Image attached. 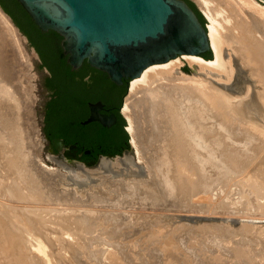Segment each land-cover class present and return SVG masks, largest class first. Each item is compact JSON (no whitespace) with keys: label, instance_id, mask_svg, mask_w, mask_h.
<instances>
[{"label":"bare ground","instance_id":"1","mask_svg":"<svg viewBox=\"0 0 264 264\" xmlns=\"http://www.w3.org/2000/svg\"><path fill=\"white\" fill-rule=\"evenodd\" d=\"M197 2L205 12V17L209 19V24L207 23V32L209 35L211 47L213 49V57L211 58V60L205 61L202 57L184 54L185 56H178L164 63L152 64L146 67L139 76L131 80L126 94L127 97H125L123 101L122 111L127 120L126 127L131 135L130 141L135 148L137 159L140 161L143 158L142 152L145 155L148 153L146 157H148L150 169L154 173L156 180H158L157 183H159L163 195L167 198V200H169V202L171 201L170 204L168 203L169 205L162 204L164 209H171L170 207L173 206L186 208L188 206L187 203H185V199L188 198V195L193 193L195 194L196 192L198 193L201 188L213 189V182L209 181V183L207 182L202 184V181L200 180L201 177L197 182H191L188 181L187 178L185 179L182 173L179 172V169L182 165L184 166L188 164L192 168V170L196 172L200 171L199 162L204 164L206 163L205 165L209 164L211 165V167L217 165L218 163H221V161H223V163L224 161H226L229 164L239 163L241 165L244 164V162H248V160H250L251 158V154L254 152L251 149L252 146L249 144V141H243L246 140L244 137H247V134H245L246 136L242 135V131L244 130L243 128L242 131H240V129L234 128L230 123L228 124L226 122L230 119V117H228V114L226 115L228 117L226 121L225 116L223 119L224 122H222V119H220L221 114H226L223 113L226 109L230 111L228 107L232 106L230 108H234L233 104L230 105V103L233 102V99L236 96L233 97V99H230V101L232 100L230 102L228 101L229 96H227L229 93L227 94V92H225L227 94L226 95L221 92L222 90H218L219 87H217V89L213 86V84L211 85L206 80L208 77H206L205 79L196 75H187L184 73L178 74V72H181L180 67L183 63L184 58L189 61L190 66L193 68L195 73H197L198 71H204L209 74V71L213 70L219 73L221 75L220 77L225 76L227 79L233 78L236 75L234 71L235 66L239 68V62H241L242 64V61H245V59L247 62L248 60H251L252 64L256 63V65L258 64L260 67H263L264 37H262L263 39H260L259 37L257 38L250 34V36L245 34L246 38H242L243 42L240 39L232 40L235 41L236 45L233 44L234 42L231 43V46H233V48L231 49V46H229L230 44H228L231 34L229 35L228 33L229 36H227L223 32V28H226L225 25L230 24L229 22H231L232 19L230 18V13L231 11H234L235 13L232 12L234 15H232L231 13L233 17L236 16L237 18L236 12L238 13V17L242 15V18H240V20L238 18H234L237 21L239 20V24L241 25L242 30L244 29L247 31H254L253 29H258L263 31L262 33L264 35V5H262L257 0H197ZM246 13L249 14L251 18L250 20L246 19ZM239 24L236 26H239ZM237 28L240 29L239 27ZM0 30L10 38L16 50V53L22 59H25L24 62L29 67V65L31 64L32 55L31 53H27L24 50L25 48H23L26 38L19 31L8 14L1 8V6ZM258 30H255L254 32ZM261 31L260 34H262ZM235 36L237 37V35ZM1 47L3 48V44L0 40V48ZM239 51L243 54H237V56H235V54L239 53ZM242 55L245 57V59L241 61ZM241 67L244 68L245 66L241 65ZM250 67H248L247 64V68H249L251 71H258L255 68L252 70V68ZM242 68H239L240 70H238V73L243 72L241 71ZM260 70L263 75L261 77L262 80V78L264 77V68ZM246 73L247 71L245 72V74ZM251 73H248L249 75L247 76H252L253 74ZM257 75L258 74L253 76L259 78V75ZM11 80L12 79H10V76L7 73V68L5 67L3 61H0V98L2 97V100L4 101L9 100V102L7 101L8 107H5L6 109L0 105L1 114L5 116L4 125L2 126V130H0V213H5V217L0 214V264L136 263L132 254V249L130 251L129 242L131 240L129 238L130 236H128L130 231H127V228H129L132 224H135L133 223V221H135V218L133 216V212L131 213L128 209L130 207H139L146 203L142 202V199L138 200L134 197L132 192H135V186H130L131 184L126 185L128 190L126 193H121L122 188H120V186L116 189V192L118 189H121L120 193L122 195H119V197L116 196L114 198L104 200L107 198H104L99 194L95 195L96 197L93 196V198H96L93 201L96 205H99L100 203H105L106 205L107 202L108 204H111L113 208H116V211H121L123 207H127L126 211L124 209L121 212L113 211L107 213L106 216L100 215L102 213L100 211L101 213L95 216L97 212L96 210L98 209H96L95 212L91 211L93 208L89 211V209H86L84 207L86 211L81 210V212L77 207V211H80L81 213L77 212L79 214H77V217L76 215L73 216L74 219H72V221H70L71 219H69V217H67V219L64 217L65 220H67L66 223L68 222V224H66V227L63 223L61 228L52 225V223H49L46 227L45 225L47 223H44L45 225L43 224V226H45L46 228L43 227L42 232L39 231L40 228L38 227L39 230L36 231L38 232V234L41 232V234H39L41 235L40 237L34 236L35 234H37L36 231L35 234L30 233L28 231L30 229H24V226L21 225L23 226L22 229L28 231V233L25 232L24 234H28L29 237L24 235V238L22 236V233L20 232L21 230H19V227H21L20 219L19 217H17L20 211L19 213L18 211L16 212L18 213V215L16 214V216H14L15 218H13V216L11 218L9 215L8 216L10 219H8V216L6 217L8 213L10 214V212H12V207L14 206L12 205V201L14 200H18L19 202L24 203V200H33L34 202V200L38 201L39 199H42V197L51 199V197L57 193L55 192V183L57 181L56 178L61 175L57 174L59 173L58 171L54 172L55 169L53 170V173L50 172L52 171L51 169L50 171L47 169L49 171L48 172L46 168L43 167V160L38 155V153L35 150H29L31 144L37 143V141L41 139L40 130L39 127H37L34 116V98L30 93H26V91L24 93V101L21 103L20 99L18 98V94L14 91L15 88H13V86L11 85ZM254 80L256 82V80L258 79L256 78ZM244 81L245 83L242 93H244L245 95L242 97H240L239 95L240 98H237L242 100L244 106L242 102V104H238L240 103V101L238 100L237 103V99H235L234 103L239 105L238 107L240 109L238 107L235 108L239 112H237L236 110V113L234 110V112L230 111L231 113L229 112V114L235 113L236 116L233 115L234 119L237 116L243 118L241 119V122L239 121L240 127L246 126L245 128L247 130L253 131L257 136L263 137L262 139L264 140V96L262 98V94L264 93V91L262 90L264 89V87L263 89L261 87L264 85H260V89H262L260 90L262 91V94L260 95L259 90L257 91V89L259 88V85L257 86V84L261 81H258L257 84H255L258 87L257 88L255 86V90L258 93L255 92L254 89V91L249 90V85L247 84H250L251 86L253 81L252 83H247L249 82V80H247L245 76ZM252 86L250 89L254 88ZM222 93L224 95H222ZM231 97L232 96L230 95V98ZM3 103L4 102L2 101V104ZM228 103L229 106H227ZM7 105L5 104V106ZM138 106L140 108V111L136 112L137 110L135 109ZM142 110L144 111L143 113H147V118L149 120V127L147 126V134H143V125L141 123L146 122L143 121L146 117L142 118L143 120L141 122L140 119L138 121V118H140V112ZM221 110H223V112ZM242 110L244 111L242 112ZM244 112L247 114H245ZM242 113H244L245 116ZM245 117L247 120L245 119ZM23 125H25L26 127H22ZM238 133H240V136H243L240 138H243V142L239 141L240 139L235 138V136L238 137L236 135ZM261 137L259 138L261 139ZM262 139L261 142H264L262 141ZM150 144H153L155 146L154 150L153 148H150ZM251 144L254 143L252 142ZM34 145H32V147ZM254 147L256 146L254 145ZM200 150H204L207 156H200ZM204 152L203 154H205ZM113 159H110V161H112ZM112 164L113 167L117 168L120 165L119 159L116 157V161ZM170 169L172 170L171 174L169 172ZM206 172H208L207 169ZM210 173L208 172V174ZM254 179L255 178H253V182ZM202 180L206 182V180ZM246 180L248 181L249 179ZM239 181L242 182V179ZM241 182H239V186L241 185ZM246 184H248V182H246ZM255 184L256 179L254 185ZM251 187H253V185ZM251 187L248 185H246L245 187L244 185V187L240 191V194L242 195L241 197L246 198V204H248L249 206V211L252 212L261 204H258V197L256 195L257 192L255 193V191ZM62 196H64L65 201L69 200L67 201V203L70 202L69 204L65 202V204L67 205L87 206L84 205V203H86L87 201L83 202V200H81L80 198H77L78 201L80 199V201H82L83 203L79 202V204L77 202V204H75L77 199H75V203H73L71 202L73 200L69 195ZM178 197L180 198L178 199ZM181 198L182 201L180 202ZM151 204L155 205L153 201H151ZM158 204L161 203H157V205ZM196 205L197 204H195V206ZM81 206L80 208H82ZM25 209H27L26 206ZM71 209H69L68 207V210ZM73 209H75V207ZM13 210L15 211L16 209ZM67 212L68 215L71 214L69 211ZM75 213L72 212V214ZM22 215L20 214V217ZM49 221L51 222V220ZM72 225L75 227H73ZM80 225H82V227ZM136 229L137 228H135L134 230ZM79 230H83L84 232L81 233V231ZM78 241H84L85 244L87 243V246L91 251L88 253V257L84 256L85 253L82 251V249H80L82 248V245L79 244ZM85 247H83V249ZM85 249L87 251L89 250L88 248ZM64 250H77L76 253L78 255L74 253L69 255V251L68 255L72 257L70 258L68 257L66 252V254L63 252Z\"/></svg>","mask_w":264,"mask_h":264},{"label":"rangeland","instance_id":"2","mask_svg":"<svg viewBox=\"0 0 264 264\" xmlns=\"http://www.w3.org/2000/svg\"><path fill=\"white\" fill-rule=\"evenodd\" d=\"M191 1L194 3L198 11L202 14L203 22L204 23L206 22L209 24V19L206 18L207 19L206 20L204 18L205 12L201 8L197 0H191ZM257 1H259L262 5H264V2L262 0H257ZM232 12L235 13L234 11H231V13ZM231 13H230V18H232L231 22H229L230 24L225 25L226 28L228 27L229 28L228 29H226L225 27L223 28V32L227 36L231 34L229 42H228V44H230L229 46H231L232 45L231 43L233 42H234L233 44H235V41H232V40L240 39L243 42V39L246 38V35L248 36L252 35L254 37H257V38L259 37L260 39H263L262 37H264V35L262 33L263 31L261 30L253 29L254 31L258 30L254 32V31H247L243 29L244 30L243 31L241 28V25L239 24V20L240 18H242V15L238 17V13L236 12L237 18L239 19L237 21L235 20L237 19L236 16L233 17L232 15L234 14L232 13L231 15ZM245 16H246V19L248 20L251 19L249 14L246 13ZM238 24L239 26H236ZM235 26H236V29H235ZM237 27H239L240 29H238ZM260 31L262 34H260ZM258 32H259V35H258ZM235 35H237V37ZM0 40L2 41V44H3V48L2 47L0 48V61H3L5 67L7 68V73L10 76V79H12L11 85L13 86V88H15L14 91L18 94V98L20 99V102L22 103L24 101V93L26 91H27L26 93L28 94L30 93L31 96L34 98V103H33V109L35 111L34 116H35L37 127H39L40 129V138H41V134L43 133L42 128H43V120H44L43 119L44 113H42L41 110L44 109L45 102L48 97V92L45 89V78L49 75L48 71L46 67H40L41 66L40 56L39 54L37 56L33 53L34 48L29 42V39L24 41V46H23V48H25L24 50L29 54L31 53L32 55L31 64L29 65V67L24 62L25 59H22L16 53V50L10 38L1 30H0ZM230 48L232 49L233 46H231ZM237 54L239 55L243 53L239 51V53H236L235 56H237ZM210 56H211V53H210ZM242 56H241L242 58L241 61L245 59V57L244 56L242 57ZM237 60H238V57H237ZM239 60H240V56H239ZM246 62H247L246 59L245 61L244 60L242 61V64L241 62H239L240 64L239 68H242L241 65L245 66L241 70L244 72V74L243 72L238 73V70L240 69L235 66L234 71L236 75L234 74L235 75L233 77L234 79L233 78L227 79L225 76L220 77L221 75L213 70H212L213 72L209 71V74L204 71H201V72L198 71L197 73L195 72L192 73L190 72V69H189V65H190L189 61L184 58L183 63L180 67L181 72H178V74L184 73L187 75H196L201 78L203 77L205 79L206 77H208L206 80L211 85L213 84V86L216 88L219 87V89L217 88L219 91L222 90L221 92H223L224 94H226L225 92H227V94L229 93L232 96L230 98V95L226 94L227 96H229L228 101H230V99H233V97L236 96L233 99V102H231L232 100L230 101L231 103L229 102L230 105L233 104V107L235 108V107H238L239 105L235 104L234 100L245 95L244 93H242L244 83H245L244 76L246 77L247 80H249V82L247 83H252V81L254 83L255 82L254 79L256 78L258 79L256 80L254 84L252 83L253 86L252 85L251 86L254 87L252 89H250L251 88L250 84H247L249 85L250 91L255 90V86H256L255 84H257L258 81L259 82L261 81V82L257 84V86L259 85V88L256 86L258 88V89L256 88L257 91L259 90L260 95L262 94L261 92L264 91L263 89L264 86H261L263 90L260 89L261 88L260 85L262 84L264 85V83H262L264 82L262 81L264 80L263 79L264 77L261 80V77L263 75L260 72L261 71L260 69L264 68V66L263 67L261 66L262 67L261 68L258 64L257 66L256 63L252 64L251 60H248L247 63ZM247 64H248V67L251 66L250 68H252V70L255 68L258 71H255V70L251 71L249 68H247ZM246 71L247 73L245 74ZM250 71L253 73H251ZM254 71H255V74H254ZM248 73L249 74L251 73L253 75L258 74L259 78L253 75L252 76L250 75L251 77L247 76L249 75ZM247 77L248 78L250 77V78L248 79ZM22 87L24 88V90ZM257 91L255 90V92ZM223 93L222 95H224ZM126 94L127 93L125 91V94L122 98L123 101L125 97H127ZM263 96H264V93L262 94V98ZM222 97H225V96H222ZM0 99H1L0 105L4 108L8 107L7 104L9 100H5L6 102L8 101L6 103L4 100H2V97ZM238 100L240 101V103H238ZM2 101L7 106H5L4 103L2 104ZM241 102L242 100L237 99L238 104L243 103ZM229 103L227 104V106H229ZM243 106H244V103H243ZM230 107L228 108L231 112H234V110L236 112L237 110L236 108L235 109L232 108L233 109L232 111ZM135 110H137L136 112L140 111L139 106ZM221 111L223 112V110ZM227 111L228 110L226 109L225 112H223L224 114L226 113L225 115H222V114L220 115V119H222V122H224L223 121L224 116H225V121L228 119V117H230L229 120L232 123L228 120L226 121L228 124L230 123L234 128L240 129V131H242V128L245 130L246 126L240 127V122H241V119L243 118H240V116H237L238 118L236 117L237 119L236 118L234 119L233 115L236 116V114L235 113L229 114L230 111H228V113ZM243 111L244 110H242V112ZM141 112L143 113L144 111L142 110ZM141 112L139 115L140 118H138V121L140 119V122L143 120L142 118L144 117L147 118V113L146 112L143 113L144 115L143 116ZM237 112L239 111L237 110ZM244 113L242 114L245 116V114L247 113L245 114ZM0 114H1V111H0ZM227 114L229 115L228 117L226 116ZM4 118L5 116L1 114L0 115V130H2V126L4 125ZM123 118L125 122L126 117L123 116ZM146 118H144L143 120L146 122L144 123L141 122L144 127V129L142 127L143 134L144 133L147 134L148 132L147 129L149 127L148 126L149 120L148 118L147 119ZM231 118L233 119V121ZM125 125L127 124L125 123ZM22 127H26V126L23 125ZM125 128L127 127L125 126ZM244 130L242 131V135L246 136L245 134H247V137H244L246 140H243V141L246 142L248 140L249 144L252 146L251 149L254 151L252 153L253 155L251 154L250 160H248L249 163L244 162V164L240 165L239 163L229 164L226 161H224V163L223 161H221V163H218L217 165L211 167V165L209 164L205 165L206 163L204 164V163L199 162L200 164L199 172L193 171L192 168L188 164L184 166L182 165L181 168L179 169V172H181L183 177L185 179L187 178L188 181L197 182L199 178L201 177L200 180L202 181L201 182L202 184L207 183V182L209 183L210 181V182H213L214 185H213V189H206V188L202 189L201 188V190H199L198 193L196 192L195 194L193 193V194L188 195L187 196L188 198L185 199V203H187V206L189 208L173 206V207H170L171 209H164L162 206V204H168V203L170 204L171 201L169 202V200H167V198L163 195L162 189L160 188L159 183H157L158 180H156L154 173L150 169V164L148 162L149 160H148V157H146V155H148L147 152H146L147 153L146 155L142 152L143 158L140 161L138 160L139 164H135L129 159L124 158L120 160V165L116 168V167H113V164H112L116 161V157H114V159L112 158L113 159L112 161L110 160L107 161L106 159L97 160L96 162L90 165H86L85 167L82 168L74 164L63 162V160L59 158L58 154H55L53 150L50 151V149L52 148L50 142L41 138L39 141H37V143L31 144L29 150L30 151L35 150L38 153V155L43 160V163H44L43 167H45L46 170L48 169L50 171L51 169L52 171L50 172L53 173V170L55 169L54 172L58 171L59 173L57 174L59 175L61 174L59 177L56 178L57 181L55 183V192L57 193L53 195L51 199L49 198L46 199L42 197V199H39L38 201L34 200V202L33 200H29L30 202L27 200H24V203H23V202H19L18 200L17 201L14 200L12 201V205L14 206L12 207V212H10L11 215L8 213L6 217L9 215L11 218L12 216L13 218H15L14 216H16V214L18 215L20 211L19 215L17 216L20 219V226L23 225L24 229L25 228H27V230L30 229L28 231L34 234L36 230L37 231L39 230V228H40L39 231L42 232L43 227L46 228L49 223H52V225L58 228H61L62 223H63L66 227V224H68V222L66 223L67 220H65V218L67 219V217H69V219H71L70 221H72V219H74L73 216L76 215L77 217V214L81 213L82 211H86V209H89V211L92 208L93 209L91 211H95L96 209H98L99 211L98 210H96L97 212L95 211L96 212L95 216H97V214L101 212L102 213L100 215L102 216H106L107 213L109 212H113V211L115 212L116 208H113V206L111 204H108L107 202H106V205L105 203H100L99 205L94 204L93 201L94 199H96L95 195L99 194L100 196L107 198L104 200H108L109 198H114L116 196L119 197V195L121 196L123 193H126L128 191L126 185L131 184L130 186H135L134 187L135 192H132L134 197L138 200L142 199L143 200L142 202L146 203L142 206H139V207L137 206L135 208L128 207L129 208L128 210L131 213L133 212V216L135 218V221H133V223L135 224H132L129 228H127V231H130L128 236H130L129 238L131 240L130 241L131 243L129 242L130 251L132 249V254L136 262L134 264H264V145H263L264 142H261V139L263 137L257 136L253 131H249L247 129H246L247 131L245 130L246 132L245 133ZM127 131H126V134L129 140L131 139V137H129ZM236 135L238 136V137L235 136V138L237 139H240L241 137H243L242 135L240 136V133ZM259 137H261V139ZM242 139H240L239 141L243 142ZM262 141L264 140L262 139ZM252 142L254 144H251ZM258 142H261L262 144ZM32 145L34 146L32 147ZM254 145L256 147H254ZM149 146L150 148H153L154 150L155 146L153 144H150ZM127 150H129V147H127ZM200 151H201L200 156L201 155L202 157L207 156L204 150H200ZM202 151L205 154H203ZM62 157L64 158V156ZM171 169H172V163H171ZM171 169L169 170L170 174L172 172ZM206 169L209 173L210 172L211 173L208 174V172H206ZM250 177L252 178V180ZM243 178H244V181H243ZM253 178L256 179L255 185H254L255 179L253 182ZM202 179L206 180V182L203 181ZM241 179L243 183L239 181ZM246 179H249V180L247 181ZM239 182H241V185H242V186L240 185L241 187L239 186ZM246 182H248V184H246ZM244 185L245 187L246 185L250 187L253 185V187L251 188L255 191V193L257 192L256 195L258 197L257 198L258 204L262 205V206L260 205L258 208L256 207L257 209L255 208L254 211L252 212L249 211V206L248 204H246L247 202L245 200L246 198L241 197L242 195L240 194V191L244 187ZM119 186L120 188H122V192H121L122 194L120 193L121 189H118L119 191L117 190L116 192V189L119 188ZM62 195H69L71 199L73 200L71 201L73 203H75V199L77 198H80L81 200H83V202L87 201L86 203H84V205H87V206L67 205L70 202L67 203V201L69 200L65 201V198ZM93 196L95 197L93 198ZM179 198L180 197H178V199ZM80 199L79 201L77 199L75 204H77V202L81 203L82 201H80ZM151 201H153L155 205L151 204ZM181 201H182V198L180 202ZM65 202L67 204H65ZM157 203H161V204L157 205ZM195 204L197 205L195 206ZM21 205H25L28 210L25 209V206H21ZM80 206L82 208H80ZM68 207L69 209H71V207L72 209L75 207V209H73L75 211H73L72 209H71L72 211L68 210ZM77 207L80 209V211L81 210L82 211L81 212L77 211L78 210ZM40 208L42 211L40 210ZM13 209H16V210L14 211ZM53 209H56V210H53ZM65 209L69 212L71 211L70 212L71 214L68 215L67 214L68 212ZM123 209L126 211L127 207L126 208L123 207ZM123 209H121V211ZM17 211L18 213H16ZM121 211H116V212H121ZM72 212L73 213L76 212V213L72 214ZM0 214L3 216L5 215V213L3 214L2 212ZM20 214L21 215L23 214V215L20 217ZM9 216H8V219H10ZM49 220H51V222ZM21 221H22V224H21ZM44 223L45 224L47 223V224L45 225ZM43 224L46 227L43 226ZM23 226L19 227V230H21L20 232L22 233V236L24 238L25 236L29 237L28 234H24L25 232L28 233V231L27 230L25 231L24 229H22ZM80 226L82 227V225ZM135 228L137 229L134 230ZM37 231H36L37 234H35L34 236L40 237L41 235L39 234H41V232L38 234ZM79 231H81V233L84 232L83 230H79ZM83 243L84 241L79 242V244L82 245V248L80 249H82V251L85 253L84 256L88 257L87 256L89 255L88 253L91 252L90 248L87 246V243L86 244L85 243L83 244ZM83 247L88 248L89 250L87 251L84 248L86 250L85 251ZM76 251L77 250H72V251L64 250L63 252L64 253L66 252L67 255H68V252H69V255L73 253L78 255ZM69 255L68 257L72 258Z\"/></svg>","mask_w":264,"mask_h":264},{"label":"water","instance_id":"3","mask_svg":"<svg viewBox=\"0 0 264 264\" xmlns=\"http://www.w3.org/2000/svg\"><path fill=\"white\" fill-rule=\"evenodd\" d=\"M17 1L41 31L53 30L62 36L60 45L73 69L79 68L85 60L105 72L116 85L125 83L126 93L131 80L152 64L164 63L184 54L202 57L205 61L213 57L207 23L200 21L186 0ZM23 36L28 40L26 35ZM207 51L211 53L209 58L202 56ZM33 53L38 56L35 48ZM189 69L194 72L190 65ZM99 105H91V113L82 123L97 120L102 125H110L115 120L113 114H101L95 110ZM41 112L44 113V109ZM41 138L48 141L44 133ZM51 143L50 151L62 152L58 156L63 162L82 168L92 164L74 159L71 148L61 139L55 138ZM128 143L129 150L124 156H108L100 160L127 158L139 164L130 139Z\"/></svg>","mask_w":264,"mask_h":264},{"label":"trees","instance_id":"4","mask_svg":"<svg viewBox=\"0 0 264 264\" xmlns=\"http://www.w3.org/2000/svg\"><path fill=\"white\" fill-rule=\"evenodd\" d=\"M186 2L204 23L202 14L194 3L191 0H186ZM0 6L36 49L41 59L40 67H46L49 71V75L45 78V88L52 92V99L45 105L47 110L43 120V132L50 140L62 138L66 145L71 146L78 142L80 160L85 162L87 160L85 150L93 144L78 135L82 136L87 128V125H83L81 121L85 118V108L88 102L95 99V94L91 90L114 88L118 104H120L126 91L125 84L116 85L105 72L90 66L85 60L79 68L73 69L67 62V55L62 51L60 34L53 30L41 31L17 0H0ZM202 56L209 58L210 52H204ZM86 76H88L87 79H85ZM121 121L124 124L123 118ZM65 126L73 128L77 131V135H69L64 130ZM124 137L128 138L126 132H124ZM104 152L115 155L119 153V150L107 149Z\"/></svg>","mask_w":264,"mask_h":264},{"label":"flooded vegetation","instance_id":"5","mask_svg":"<svg viewBox=\"0 0 264 264\" xmlns=\"http://www.w3.org/2000/svg\"><path fill=\"white\" fill-rule=\"evenodd\" d=\"M48 74H49V71H48ZM87 78L88 76L85 77V79ZM118 86H123V85H118ZM47 92H48V97L46 99L45 105L50 99H52V96H51L52 92L49 90H47ZM91 92L95 94V99L88 102L85 108V118L82 121L86 120L89 117L91 113V109H92L91 105L93 104H96V105L100 104L99 106L95 107V110H97L101 114H106V115L113 114L115 116V120L110 125H102L97 120H93L88 123H82L81 121L83 125H87V128L85 129V132L83 133L82 136L81 135H78V136L84 139L85 141L91 142L93 144L92 147L87 148L85 150V154L87 156V160L85 161V163H94L97 160H100L108 156H123L125 151H127V147H129V143H128V138L126 139L124 137V132H126L125 122L123 124L121 121V118H123V115H124V114L122 115L123 113L122 111L123 105L121 107L122 101L120 102V104H118V97H117V93L114 88L113 89L110 88L108 90H101V89L97 90L96 89V90H91ZM46 110L47 109L45 106L44 115H45ZM43 119H44V116H43ZM64 130L69 135H72V136L77 135V131H74V129L71 127L65 126ZM59 139H61L62 142L64 143V140L62 138H59ZM52 140L48 138V141L50 142L51 147H52V143H51ZM77 143L78 142H75L71 146L66 145L65 143L64 145L71 148V151L74 153V156H73L74 159L84 162L80 160L81 154L78 152L79 147ZM107 149H117L119 150V153L115 155H111L109 152H104V151H107ZM53 151L55 154L62 153L55 149H53Z\"/></svg>","mask_w":264,"mask_h":264}]
</instances>
